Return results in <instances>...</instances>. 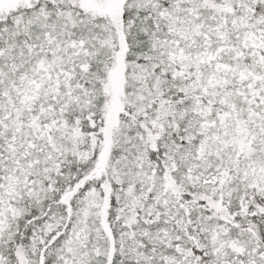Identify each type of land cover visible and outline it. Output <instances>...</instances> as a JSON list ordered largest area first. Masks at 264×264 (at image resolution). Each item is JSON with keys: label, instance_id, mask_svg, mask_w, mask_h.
Masks as SVG:
<instances>
[{"label": "snow or ice", "instance_id": "1", "mask_svg": "<svg viewBox=\"0 0 264 264\" xmlns=\"http://www.w3.org/2000/svg\"><path fill=\"white\" fill-rule=\"evenodd\" d=\"M0 264H264V0H0Z\"/></svg>", "mask_w": 264, "mask_h": 264}]
</instances>
